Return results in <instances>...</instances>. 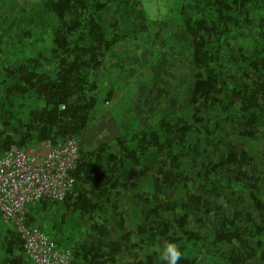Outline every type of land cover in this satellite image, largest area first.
I'll return each instance as SVG.
<instances>
[{
    "label": "trees",
    "instance_id": "obj_1",
    "mask_svg": "<svg viewBox=\"0 0 264 264\" xmlns=\"http://www.w3.org/2000/svg\"><path fill=\"white\" fill-rule=\"evenodd\" d=\"M10 4L0 5V153L79 141L113 99L109 90L99 100L96 82L110 52L149 25L141 0ZM178 16L187 111L79 146L64 198L28 208L25 225L42 231L52 206L87 218L67 247L45 231L69 264H165L155 246L166 242L179 245V264L214 252L209 264H264V0H183ZM0 248V264H30L12 227Z\"/></svg>",
    "mask_w": 264,
    "mask_h": 264
},
{
    "label": "rangeland",
    "instance_id": "obj_2",
    "mask_svg": "<svg viewBox=\"0 0 264 264\" xmlns=\"http://www.w3.org/2000/svg\"><path fill=\"white\" fill-rule=\"evenodd\" d=\"M141 4L149 25L141 29L135 41L129 38L126 52L117 55L118 51H123L116 48L110 52L107 67L96 82L100 90L99 100L109 90L114 92V96L110 104L98 106L96 120L80 138L83 150L94 149L118 136L127 138L161 117L178 116L187 111L188 74L180 67L186 66L189 43L181 29L171 23L177 22L183 0H141ZM0 5L5 8L11 6L10 0H0ZM21 12L23 10L18 8L17 15ZM159 28L161 30L158 31ZM181 194L178 188L174 198ZM43 219V232L52 230L62 247L80 240L88 224L86 217L68 213L61 205L52 206ZM155 249L161 259L163 247L155 246ZM204 259L207 264L218 260L216 252L205 255Z\"/></svg>",
    "mask_w": 264,
    "mask_h": 264
},
{
    "label": "built area",
    "instance_id": "obj_3",
    "mask_svg": "<svg viewBox=\"0 0 264 264\" xmlns=\"http://www.w3.org/2000/svg\"><path fill=\"white\" fill-rule=\"evenodd\" d=\"M79 161V141L53 145L42 141L31 148L15 145L0 153V218L20 235L30 264H69V252L25 217L31 204L46 198L61 201L69 190Z\"/></svg>",
    "mask_w": 264,
    "mask_h": 264
},
{
    "label": "clouds",
    "instance_id": "obj_4",
    "mask_svg": "<svg viewBox=\"0 0 264 264\" xmlns=\"http://www.w3.org/2000/svg\"><path fill=\"white\" fill-rule=\"evenodd\" d=\"M182 255L179 245L174 242H166L161 252V259L165 264H179Z\"/></svg>",
    "mask_w": 264,
    "mask_h": 264
},
{
    "label": "crops",
    "instance_id": "obj_5",
    "mask_svg": "<svg viewBox=\"0 0 264 264\" xmlns=\"http://www.w3.org/2000/svg\"><path fill=\"white\" fill-rule=\"evenodd\" d=\"M110 104V103H109ZM79 146L81 148V143H80V140H79ZM11 228L12 226H10L9 224H6L2 221V219L0 218V231L3 232L6 228ZM37 228V227H36ZM1 256H2V251H1V248H0V259H1Z\"/></svg>",
    "mask_w": 264,
    "mask_h": 264
}]
</instances>
